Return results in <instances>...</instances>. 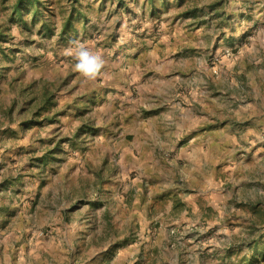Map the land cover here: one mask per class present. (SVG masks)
I'll list each match as a JSON object with an SVG mask.
<instances>
[{
    "label": "rangeland",
    "instance_id": "obj_1",
    "mask_svg": "<svg viewBox=\"0 0 264 264\" xmlns=\"http://www.w3.org/2000/svg\"><path fill=\"white\" fill-rule=\"evenodd\" d=\"M1 1L0 264H244L264 233V0H223L201 25L176 0H80L88 21L63 38L56 2L47 37ZM76 43L105 60L95 80ZM181 126L194 141L168 138Z\"/></svg>",
    "mask_w": 264,
    "mask_h": 264
},
{
    "label": "trees",
    "instance_id": "obj_2",
    "mask_svg": "<svg viewBox=\"0 0 264 264\" xmlns=\"http://www.w3.org/2000/svg\"><path fill=\"white\" fill-rule=\"evenodd\" d=\"M9 0H2V3H5ZM63 0H11L8 7H6L7 10H9V18L10 22L13 24H16L17 27H19L21 30L28 31L30 30V27L36 26L37 31L41 33L43 36L52 37L57 31L58 35L61 36V38L65 37L70 32L76 33L75 29V22L77 20H80L81 26H85L88 19L83 12V10L80 8V0H64V4L62 5L61 2ZM104 0H97V3L99 5V8L103 5ZM110 2H114L115 6H124L126 3H128L130 0H108ZM150 5L151 15H154L155 12L159 11V6L155 4L158 0H147ZM56 2V7L59 9V12L61 13V10L63 7L64 10H62V13L64 12L62 22L59 26V29L56 31L55 22L53 18L55 17L54 14V6ZM224 4L223 0H214L210 4H208L207 11L205 14L203 12V9L196 6L194 0H176L177 8L183 7L178 12V18L179 17H190L192 19H195L196 25H201L204 23L203 15L211 14L213 17L219 18L221 15V9L222 5ZM159 5L161 6H167V0H159ZM159 7V8H158ZM98 8V9H99ZM167 8V7H166ZM201 16H200V14ZM30 25V26H29ZM9 28L7 26L0 25V54L4 58L6 57V52L3 51L1 48V44L4 43L6 40L7 32ZM1 71V70H0ZM43 108H46L47 106L51 105L52 101V94H47V92L43 93ZM36 115V114H35ZM38 115V114H37ZM36 117V116H35ZM30 120L29 122H25V125L32 124L35 125L38 123V121ZM49 154H45L40 158V161L45 162L47 158L49 157ZM0 186H3V184H0ZM252 213L264 215V211L261 212V208L259 207V203L257 205L251 206ZM264 223V222H263ZM260 239H264V233H262L259 237L253 238L248 243V247L251 250L250 255L244 259V264H261L264 263V241L261 242ZM112 249L107 251V253H111ZM108 263V262H106Z\"/></svg>",
    "mask_w": 264,
    "mask_h": 264
},
{
    "label": "clouds",
    "instance_id": "obj_3",
    "mask_svg": "<svg viewBox=\"0 0 264 264\" xmlns=\"http://www.w3.org/2000/svg\"><path fill=\"white\" fill-rule=\"evenodd\" d=\"M74 69L88 80H95L105 66V60L99 53L90 51L83 43L75 44Z\"/></svg>",
    "mask_w": 264,
    "mask_h": 264
},
{
    "label": "crops",
    "instance_id": "obj_4",
    "mask_svg": "<svg viewBox=\"0 0 264 264\" xmlns=\"http://www.w3.org/2000/svg\"><path fill=\"white\" fill-rule=\"evenodd\" d=\"M183 100H185V99H183ZM193 102H195V100H192ZM186 101H184L183 103H182V105H184V103H185ZM172 106L173 107H177V108H179L181 105H179V103H176V104H172ZM188 115V112L186 113V112H178V116H179V118H182L183 116H185L184 117V119L185 118H187V119H190V120H192L194 123L196 122V117H197V115H195V114H190V116H187ZM177 121H179V120H177ZM198 121V120H197ZM167 122H169V123H172V119L171 118H169L168 119V121ZM180 122V121H179ZM179 122H177L178 124H179ZM176 124V123H175ZM177 127V126H176ZM179 129H178V131L176 132V134H173L172 132H170L169 134H167L168 135V138H175V137H177V138H179V137H182V138H186V139H190V140H193V139H195V134H193L194 132H195V129H189L188 131H186V129L183 127V126H181V127H178ZM152 141H153V144H152V147H153V151L155 152V149H158L159 148V144H158V141H157V138H156V136H152ZM194 141V140H193ZM193 141H189V144H188V146L187 147H184L183 149H179L180 150V156L183 154V153H186L187 155H188V159H186V160H184L183 162L184 163H191V164H193V163H195V162H197L198 164L200 163V161H201V159H199V158H197L196 156H197V154H199L200 152L199 151H201V149H197L196 147H191L192 146V144H193ZM170 149L168 148V151H169ZM193 161V162H192ZM171 163V162H170ZM159 165V162L157 161V160H154L153 162H152V166L154 167V166H158ZM170 165V164H169ZM171 166V168H172V164L170 165Z\"/></svg>",
    "mask_w": 264,
    "mask_h": 264
}]
</instances>
